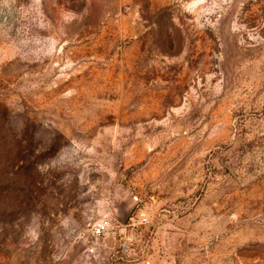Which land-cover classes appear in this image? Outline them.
Here are the masks:
<instances>
[{"label":"rangeland","instance_id":"374dc122","mask_svg":"<svg viewBox=\"0 0 264 264\" xmlns=\"http://www.w3.org/2000/svg\"><path fill=\"white\" fill-rule=\"evenodd\" d=\"M0 264H264V0H0Z\"/></svg>","mask_w":264,"mask_h":264},{"label":"built area","instance_id":"2783aa9c","mask_svg":"<svg viewBox=\"0 0 264 264\" xmlns=\"http://www.w3.org/2000/svg\"><path fill=\"white\" fill-rule=\"evenodd\" d=\"M107 226H108V222H101L97 224L95 227V233L97 235L103 233L107 229Z\"/></svg>","mask_w":264,"mask_h":264}]
</instances>
